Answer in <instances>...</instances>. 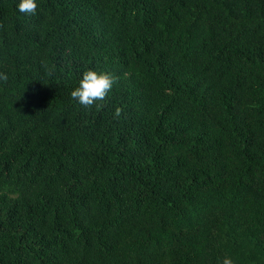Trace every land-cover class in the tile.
I'll return each instance as SVG.
<instances>
[{"label": "trees", "instance_id": "1", "mask_svg": "<svg viewBox=\"0 0 264 264\" xmlns=\"http://www.w3.org/2000/svg\"><path fill=\"white\" fill-rule=\"evenodd\" d=\"M36 2L0 0V264H264V0Z\"/></svg>", "mask_w": 264, "mask_h": 264}, {"label": "clouds", "instance_id": "2", "mask_svg": "<svg viewBox=\"0 0 264 264\" xmlns=\"http://www.w3.org/2000/svg\"><path fill=\"white\" fill-rule=\"evenodd\" d=\"M17 10L21 14L35 16L37 15L38 4L36 0H19ZM2 27V25H0ZM0 80H7V75L0 73ZM118 82V78L109 73H97L94 70L83 72L79 81V86L70 92L72 100L79 103L86 109H91L94 105L106 100L109 92L113 89L114 84ZM123 109L115 108L114 117L120 118ZM220 264H234L232 258L225 256Z\"/></svg>", "mask_w": 264, "mask_h": 264}]
</instances>
